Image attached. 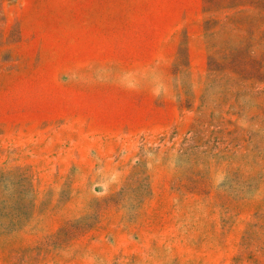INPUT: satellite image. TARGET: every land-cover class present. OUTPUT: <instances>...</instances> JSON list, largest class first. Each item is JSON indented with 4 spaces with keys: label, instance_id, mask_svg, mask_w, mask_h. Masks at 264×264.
I'll return each mask as SVG.
<instances>
[{
    "label": "rangeland",
    "instance_id": "rangeland-1",
    "mask_svg": "<svg viewBox=\"0 0 264 264\" xmlns=\"http://www.w3.org/2000/svg\"><path fill=\"white\" fill-rule=\"evenodd\" d=\"M0 264H264V0H0Z\"/></svg>",
    "mask_w": 264,
    "mask_h": 264
}]
</instances>
